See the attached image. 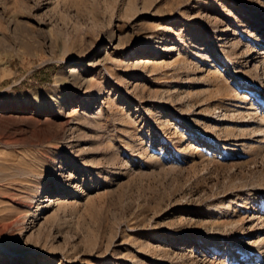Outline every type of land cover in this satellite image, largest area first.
I'll use <instances>...</instances> for the list:
<instances>
[{"label":"rangeland","instance_id":"374dc122","mask_svg":"<svg viewBox=\"0 0 264 264\" xmlns=\"http://www.w3.org/2000/svg\"><path fill=\"white\" fill-rule=\"evenodd\" d=\"M264 0H0V264H264Z\"/></svg>","mask_w":264,"mask_h":264},{"label":"bare ground","instance_id":"6f19581e","mask_svg":"<svg viewBox=\"0 0 264 264\" xmlns=\"http://www.w3.org/2000/svg\"><path fill=\"white\" fill-rule=\"evenodd\" d=\"M263 64H264V62H263ZM264 70V69H263Z\"/></svg>","mask_w":264,"mask_h":264}]
</instances>
